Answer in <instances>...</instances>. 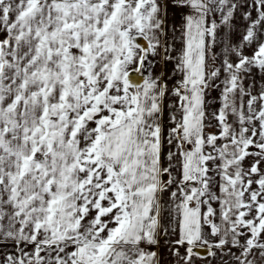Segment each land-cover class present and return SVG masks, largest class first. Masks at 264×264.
I'll return each instance as SVG.
<instances>
[{"label": "snow or ice", "instance_id": "1", "mask_svg": "<svg viewBox=\"0 0 264 264\" xmlns=\"http://www.w3.org/2000/svg\"><path fill=\"white\" fill-rule=\"evenodd\" d=\"M257 71L264 0H0V264H264Z\"/></svg>", "mask_w": 264, "mask_h": 264}, {"label": "crops", "instance_id": "2", "mask_svg": "<svg viewBox=\"0 0 264 264\" xmlns=\"http://www.w3.org/2000/svg\"><path fill=\"white\" fill-rule=\"evenodd\" d=\"M260 75H261V74L257 71L256 76L254 77L255 80H256V83H257V87H259L261 83H264V81H261V80H260ZM250 82H251V81H250Z\"/></svg>", "mask_w": 264, "mask_h": 264}]
</instances>
